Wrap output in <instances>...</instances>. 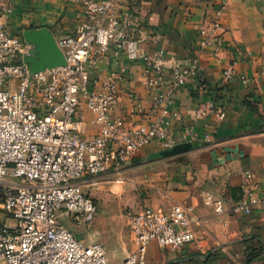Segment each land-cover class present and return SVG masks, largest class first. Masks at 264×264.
Here are the masks:
<instances>
[{"label": "built area", "instance_id": "obj_1", "mask_svg": "<svg viewBox=\"0 0 264 264\" xmlns=\"http://www.w3.org/2000/svg\"><path fill=\"white\" fill-rule=\"evenodd\" d=\"M81 1L74 34L56 39L66 64L32 74L24 62L29 54L23 36L10 33L7 18L14 11L0 0V264H109L99 243L83 244L65 226L69 218L79 228L88 227L98 214L86 193V179H96L113 167L130 163L148 146L172 150L181 144L214 143L227 117L224 106L209 99L193 111L195 123L204 121L202 134L186 122L175 94L192 77L201 75V54L222 64L227 29L222 21L228 0H206L208 14L199 25V50L184 64L168 66L165 51L153 55L140 50L131 27L130 0ZM116 60L143 61L144 86L151 97L149 121L128 125L112 118L126 83L128 68L116 62L103 79L99 73L109 56ZM239 59H253L251 51L237 48ZM235 79L234 63L223 65L221 83ZM133 117L146 110L140 97L129 91ZM99 127L96 136L82 137L83 108ZM169 119L181 123L177 136L169 132ZM235 215H248L261 207L264 216V178L248 172ZM204 202L219 213L224 202L206 194ZM195 220L181 204L167 211L146 208L129 216L128 226L136 250L120 264H145L148 245L180 250L194 241Z\"/></svg>", "mask_w": 264, "mask_h": 264}, {"label": "crops", "instance_id": "obj_2", "mask_svg": "<svg viewBox=\"0 0 264 264\" xmlns=\"http://www.w3.org/2000/svg\"><path fill=\"white\" fill-rule=\"evenodd\" d=\"M13 13L7 18L9 31L23 36L27 30L49 29L56 39L74 34L76 14L83 11L75 0H9ZM134 13L131 27L140 50L148 55L163 50L168 66L184 64L199 50V25L209 12L206 0H130ZM222 21L227 29L223 62L209 52L201 54V75L192 77L175 94L186 122L200 134L204 121L195 123L193 111L199 103L213 99L224 106L227 117L214 143L199 141L181 154H169L157 145L142 149L128 164L113 167L96 179H86L84 188L97 192L107 202H114L124 213H139L146 208L167 211L175 204L186 208L195 222L194 241L180 250L161 247L156 241L147 249L145 264H264V216L261 207L248 215H235L232 208L242 196V186L248 172L264 178V0H228ZM237 48L252 52L253 59H239ZM116 62L128 68L126 83L120 87V101L112 118L128 125L147 123L152 100L144 86L143 61H129L122 56L101 65L94 76L103 79ZM234 63L237 74L252 81L244 85L238 79L224 86L221 83L223 65ZM136 93L147 111L143 117H133L128 92ZM82 137L96 136L99 127L93 115L83 108ZM169 132L177 136L181 123L169 119ZM206 194L224 202L219 213L204 202ZM90 228L94 238L107 251V244L119 250L123 262L136 250L128 220L104 219L97 214ZM68 227L75 236L77 226L69 218ZM88 226V227H89ZM79 228V227H78ZM83 242V240H81ZM93 244V243H90ZM89 245V244H86Z\"/></svg>", "mask_w": 264, "mask_h": 264}, {"label": "water", "instance_id": "obj_3", "mask_svg": "<svg viewBox=\"0 0 264 264\" xmlns=\"http://www.w3.org/2000/svg\"><path fill=\"white\" fill-rule=\"evenodd\" d=\"M23 39L29 47V54L25 57L24 62L30 66L32 74L66 64L56 38L49 29L27 30L23 33ZM191 146L189 143L178 145L169 154L175 155L187 152Z\"/></svg>", "mask_w": 264, "mask_h": 264}, {"label": "rangeland", "instance_id": "obj_4", "mask_svg": "<svg viewBox=\"0 0 264 264\" xmlns=\"http://www.w3.org/2000/svg\"><path fill=\"white\" fill-rule=\"evenodd\" d=\"M86 193L96 203L98 207L99 216L107 220L117 217L120 220L124 219L125 222L126 220L129 219L130 213L129 212L124 213L119 205L118 206L114 205L113 201L105 203L104 200L102 198L100 199V197L97 195V192L95 193L94 191L90 189H86ZM63 223L66 224L68 227H70L69 225L71 223L68 220H63ZM96 224L98 223H95V227H92V228H90V226L86 228H78V227L74 228L75 231L77 232L85 233L82 237L76 236L77 239L83 240L82 242L83 244L103 243L102 241L103 239L101 237H98L96 239L92 236L94 231L97 230L100 232L103 230L102 227L98 228ZM106 246H107V257H108L109 264L119 263L122 260L119 250L113 245V243H108Z\"/></svg>", "mask_w": 264, "mask_h": 264}]
</instances>
